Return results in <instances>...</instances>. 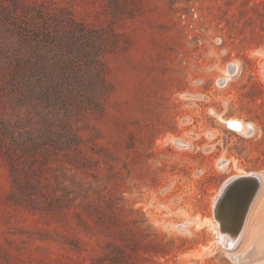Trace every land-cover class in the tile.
<instances>
[{
  "label": "rangeland",
  "instance_id": "374dc122",
  "mask_svg": "<svg viewBox=\"0 0 264 264\" xmlns=\"http://www.w3.org/2000/svg\"><path fill=\"white\" fill-rule=\"evenodd\" d=\"M36 11L61 32L69 18L112 28L129 47L102 56L104 111L68 113L81 153L58 144L22 155L31 185L17 187L0 150V264H264V0H0L10 58L14 23L34 28ZM3 87L0 61V118L19 122L15 136L41 126ZM62 115L48 116L54 134ZM243 173L261 182L228 248L213 204Z\"/></svg>",
  "mask_w": 264,
  "mask_h": 264
},
{
  "label": "trees",
  "instance_id": "16d2710c",
  "mask_svg": "<svg viewBox=\"0 0 264 264\" xmlns=\"http://www.w3.org/2000/svg\"><path fill=\"white\" fill-rule=\"evenodd\" d=\"M112 3L110 13L116 18L121 9L115 1ZM56 19L55 15L36 11L32 19L34 28L14 23L21 38L17 54L10 58L0 50L5 86L2 90L9 107L34 114L41 122L39 127L27 122L31 129H23L24 133L15 136L14 130L19 128V122L10 124L0 118V150L9 161L17 187L27 184H21L19 177L26 174L22 155L43 158L49 152L46 145L54 147L58 144H65L68 149L74 146L73 150L81 153L79 136L69 125L68 113L72 109L104 111V102L112 87L106 79L102 56L106 52H123L129 47L128 40L118 42L112 28H91L69 18L65 21L67 29L61 32ZM60 112L66 122L61 121L60 133L54 134L48 127V116L51 118ZM28 168L31 173L40 170L31 165ZM40 195L45 198L44 194ZM120 259L121 256H117L110 261L124 264Z\"/></svg>",
  "mask_w": 264,
  "mask_h": 264
},
{
  "label": "bare ground",
  "instance_id": "6f19581e",
  "mask_svg": "<svg viewBox=\"0 0 264 264\" xmlns=\"http://www.w3.org/2000/svg\"><path fill=\"white\" fill-rule=\"evenodd\" d=\"M228 123L235 130L241 131L243 128L237 120L233 119ZM260 182V178L255 174H237L226 181L217 194L213 204L216 228L214 225L213 227L226 247L232 248L237 242L239 228L241 224L245 225V213L259 190Z\"/></svg>",
  "mask_w": 264,
  "mask_h": 264
},
{
  "label": "water",
  "instance_id": "95a60500",
  "mask_svg": "<svg viewBox=\"0 0 264 264\" xmlns=\"http://www.w3.org/2000/svg\"><path fill=\"white\" fill-rule=\"evenodd\" d=\"M246 262H248V263L251 262V261H250V257H249L248 261H246ZM244 263H245V262H244ZM245 264H246V263H245Z\"/></svg>",
  "mask_w": 264,
  "mask_h": 264
},
{
  "label": "flooded vegetation",
  "instance_id": "af4514ba",
  "mask_svg": "<svg viewBox=\"0 0 264 264\" xmlns=\"http://www.w3.org/2000/svg\"><path fill=\"white\" fill-rule=\"evenodd\" d=\"M231 120H233V119H230L228 122H230ZM243 125L241 124V127H242Z\"/></svg>",
  "mask_w": 264,
  "mask_h": 264
}]
</instances>
